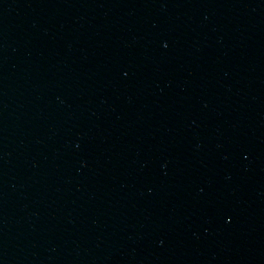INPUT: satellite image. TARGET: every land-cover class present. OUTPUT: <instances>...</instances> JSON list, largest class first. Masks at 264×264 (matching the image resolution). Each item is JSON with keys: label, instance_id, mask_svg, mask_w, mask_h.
<instances>
[{"label": "water", "instance_id": "95a60500", "mask_svg": "<svg viewBox=\"0 0 264 264\" xmlns=\"http://www.w3.org/2000/svg\"><path fill=\"white\" fill-rule=\"evenodd\" d=\"M263 244L264 0H0V264Z\"/></svg>", "mask_w": 264, "mask_h": 264}]
</instances>
